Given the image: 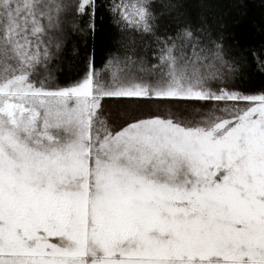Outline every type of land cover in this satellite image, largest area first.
Wrapping results in <instances>:
<instances>
[{"label": "snow or ice", "instance_id": "1", "mask_svg": "<svg viewBox=\"0 0 264 264\" xmlns=\"http://www.w3.org/2000/svg\"><path fill=\"white\" fill-rule=\"evenodd\" d=\"M95 6L76 4L93 32ZM64 11L60 0H0V264H264V95L209 86L239 63L226 65L220 45L205 64L165 43L139 76L114 56L106 85L90 58L82 80L54 88ZM111 11L151 32L148 0ZM105 98L215 107L113 130Z\"/></svg>", "mask_w": 264, "mask_h": 264}, {"label": "trees", "instance_id": "2", "mask_svg": "<svg viewBox=\"0 0 264 264\" xmlns=\"http://www.w3.org/2000/svg\"><path fill=\"white\" fill-rule=\"evenodd\" d=\"M60 2L65 11L58 29L52 33L60 48H52L51 87H66L82 80L89 70L90 58L98 78L106 85L111 83V71L105 66L114 56H130L135 62L130 70L139 76L140 66L150 68L158 62L165 43H175L181 55H191L195 48L205 64L215 62L220 45L226 65L239 63L237 71H225L219 80L209 82L212 91L223 87L244 95H264V0H148L153 17L149 33L134 30L111 11L120 0H96L94 32L89 27L92 16L76 11L79 0ZM185 31H191L190 39L182 38ZM102 105L103 119L113 130H119L125 120L136 116L175 114L185 119L198 118L200 112L215 107L117 98H105Z\"/></svg>", "mask_w": 264, "mask_h": 264}]
</instances>
